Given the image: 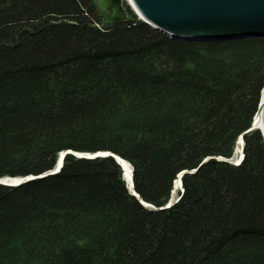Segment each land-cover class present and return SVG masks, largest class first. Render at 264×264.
Returning a JSON list of instances; mask_svg holds the SVG:
<instances>
[{
	"label": "trees",
	"instance_id": "obj_1",
	"mask_svg": "<svg viewBox=\"0 0 264 264\" xmlns=\"http://www.w3.org/2000/svg\"><path fill=\"white\" fill-rule=\"evenodd\" d=\"M127 9L0 0V179L110 152L156 207L112 156L66 154L0 184V264H264V138L245 132L264 37L172 39Z\"/></svg>",
	"mask_w": 264,
	"mask_h": 264
},
{
	"label": "water",
	"instance_id": "obj_2",
	"mask_svg": "<svg viewBox=\"0 0 264 264\" xmlns=\"http://www.w3.org/2000/svg\"><path fill=\"white\" fill-rule=\"evenodd\" d=\"M101 13L111 21H127L130 18L127 7L139 19L168 35L169 38L183 41H206L247 38L251 36L264 37V0H93ZM259 129L264 138V87L251 126L245 132ZM239 146L238 161L224 159L238 164L243 158V134L239 135L236 147ZM235 147V148H236ZM66 154L78 158H95L112 156L122 169L123 179L129 193L135 196L143 206L155 208L143 201L133 187V168L129 162L110 152H73L65 150L59 153L53 169L39 175L22 177H5L0 184L17 186L34 179L43 178L58 172ZM206 159L202 161L205 162ZM125 164L129 166L130 184L126 179ZM196 170V169H195ZM195 170H191L192 172ZM178 174L174 182L180 191L183 190L181 176ZM174 186V185H173ZM175 187V186H174ZM173 187V188H174ZM178 200L170 198L163 207L167 208ZM159 207L158 209H161Z\"/></svg>",
	"mask_w": 264,
	"mask_h": 264
},
{
	"label": "bare ground",
	"instance_id": "obj_3",
	"mask_svg": "<svg viewBox=\"0 0 264 264\" xmlns=\"http://www.w3.org/2000/svg\"><path fill=\"white\" fill-rule=\"evenodd\" d=\"M235 151L239 153V146H237V147L235 148ZM236 159H238V157H237ZM125 170H126V179H127V183H128V185H129V184H130V177H129V173H130V171H129V166H128L127 164H125ZM173 185L175 186V187L173 186V187H174L173 190H175V189L178 188L176 182H174Z\"/></svg>",
	"mask_w": 264,
	"mask_h": 264
},
{
	"label": "rangeland",
	"instance_id": "obj_4",
	"mask_svg": "<svg viewBox=\"0 0 264 264\" xmlns=\"http://www.w3.org/2000/svg\"><path fill=\"white\" fill-rule=\"evenodd\" d=\"M107 19V18H106ZM239 153L234 151V156L232 157V161L234 162L235 160H237L236 158L238 157ZM178 189H175L172 191L171 197L172 199H176L177 198V194H178Z\"/></svg>",
	"mask_w": 264,
	"mask_h": 264
}]
</instances>
